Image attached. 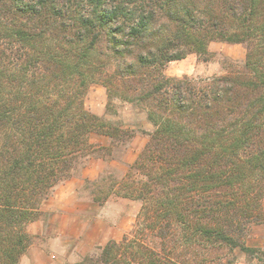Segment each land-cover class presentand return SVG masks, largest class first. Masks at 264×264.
Returning a JSON list of instances; mask_svg holds the SVG:
<instances>
[{"label": "trees", "instance_id": "trees-1", "mask_svg": "<svg viewBox=\"0 0 264 264\" xmlns=\"http://www.w3.org/2000/svg\"><path fill=\"white\" fill-rule=\"evenodd\" d=\"M216 41L247 46L244 70L164 74ZM94 83L154 130L111 187L142 202L134 236L80 264H221L234 249L264 264L244 241L264 224V0H0V264H19L48 192L106 149L93 134L127 138L84 108Z\"/></svg>", "mask_w": 264, "mask_h": 264}, {"label": "rangeland", "instance_id": "rangeland-1", "mask_svg": "<svg viewBox=\"0 0 264 264\" xmlns=\"http://www.w3.org/2000/svg\"><path fill=\"white\" fill-rule=\"evenodd\" d=\"M208 50V61L189 54L184 60L168 63L164 74L176 79L189 78L201 85L202 80L225 76L231 70H244L245 44L216 41L210 43ZM84 108L128 136L115 141L98 134L90 137L92 144L106 149L83 160L76 173L48 192L36 220L26 227L29 245L19 264H80L84 257L99 252L109 241L120 242L123 237L132 238L135 234L142 202L123 198L116 193L118 187L115 191L111 187L124 179L154 127L142 106L117 96L109 100L101 83L88 87ZM244 241L247 247L264 251V224L252 225ZM146 243L154 248L160 246L159 241L149 236ZM219 256L221 264H262L240 249L224 250Z\"/></svg>", "mask_w": 264, "mask_h": 264}, {"label": "clouds", "instance_id": "clouds-1", "mask_svg": "<svg viewBox=\"0 0 264 264\" xmlns=\"http://www.w3.org/2000/svg\"><path fill=\"white\" fill-rule=\"evenodd\" d=\"M173 68H176V66L174 65ZM181 70H183V71L185 70L183 66H181ZM187 71L190 72L191 71V68L188 67Z\"/></svg>", "mask_w": 264, "mask_h": 264}]
</instances>
